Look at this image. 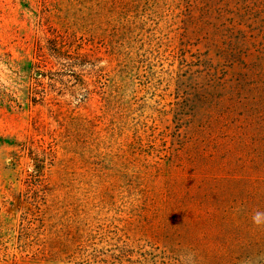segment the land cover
<instances>
[{
	"label": "rangeland",
	"instance_id": "rangeland-1",
	"mask_svg": "<svg viewBox=\"0 0 264 264\" xmlns=\"http://www.w3.org/2000/svg\"><path fill=\"white\" fill-rule=\"evenodd\" d=\"M172 1L0 0V264L29 263L22 222L138 239L197 188L169 155L191 108L157 71ZM210 141L205 174L228 148Z\"/></svg>",
	"mask_w": 264,
	"mask_h": 264
},
{
	"label": "trees",
	"instance_id": "trees-1",
	"mask_svg": "<svg viewBox=\"0 0 264 264\" xmlns=\"http://www.w3.org/2000/svg\"><path fill=\"white\" fill-rule=\"evenodd\" d=\"M171 3L176 15L167 40H158L157 71L176 109L191 108L169 155L171 167L189 162L191 176L199 172L197 188L188 180L185 195L168 201L161 229L151 224L138 239L22 222L15 238L28 264H264V221L253 222L264 213V0ZM207 136L228 147L211 174L194 166L193 146Z\"/></svg>",
	"mask_w": 264,
	"mask_h": 264
},
{
	"label": "clouds",
	"instance_id": "clouds-1",
	"mask_svg": "<svg viewBox=\"0 0 264 264\" xmlns=\"http://www.w3.org/2000/svg\"><path fill=\"white\" fill-rule=\"evenodd\" d=\"M262 221H264V213H256L254 216H253V222L256 223V224H260Z\"/></svg>",
	"mask_w": 264,
	"mask_h": 264
}]
</instances>
